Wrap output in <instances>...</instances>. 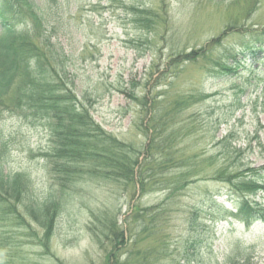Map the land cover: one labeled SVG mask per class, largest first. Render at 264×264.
Listing matches in <instances>:
<instances>
[{
	"label": "rangeland",
	"instance_id": "rangeland-1",
	"mask_svg": "<svg viewBox=\"0 0 264 264\" xmlns=\"http://www.w3.org/2000/svg\"><path fill=\"white\" fill-rule=\"evenodd\" d=\"M162 1L60 0L53 8L60 11L55 15L59 21L45 23L42 34H50L65 48L79 99L118 139L141 150L149 144L147 126L156 129L162 117L169 122L164 125L172 127L164 128L159 141L165 144L166 158L180 162L179 171L190 172L184 175L186 187L171 199L167 191L140 197L137 189L133 199V186L123 190L93 181L77 183L57 220L52 240L56 260L44 257L31 237L18 236L27 264H106L104 250L88 230L91 212L106 206L121 210L123 222L133 204L150 207L166 202L171 207L169 237L164 240L160 233L133 228L128 239L123 226L128 243L120 264H243L246 260L264 264V223L247 227L235 216L213 222L207 199L211 193L225 192L222 183L210 178L223 163L264 164V61L249 62L247 70L233 77L215 78L199 63H188L179 75L168 72L161 78L165 61L159 58L203 47L230 23L263 27L264 0H164L169 4L167 14L160 11ZM35 2L39 5L41 0ZM131 6L157 10L161 14L157 25L141 27ZM4 26L0 20V35ZM234 42L235 37H230L223 47ZM148 94L149 109L142 116ZM188 94L205 98L188 108L172 109L180 96ZM0 134L6 145V171L29 175L40 196L51 191L53 181L41 156L51 145L47 127L6 111L0 114ZM250 198L264 205V195ZM218 201L236 213L226 197ZM194 209H200L198 227L190 232L188 218Z\"/></svg>",
	"mask_w": 264,
	"mask_h": 264
},
{
	"label": "trees",
	"instance_id": "trees-1",
	"mask_svg": "<svg viewBox=\"0 0 264 264\" xmlns=\"http://www.w3.org/2000/svg\"><path fill=\"white\" fill-rule=\"evenodd\" d=\"M59 3L60 0H41L39 5L35 0H0V20L5 25L0 35V114L15 113L47 127L51 145L41 156L53 181L51 191L40 196L29 175L7 172L3 158L6 145L0 134V264H27L19 237H31L44 257L56 260L52 240L57 220L68 201V192L77 183L93 181L123 190L133 186V199L138 191L140 197L167 191V198L171 199L169 196L178 195L188 183L184 175L190 172L179 171L181 163L166 158L165 144L159 141L164 128L172 127L164 125L169 123L164 117L158 120L156 129L151 131L152 127L147 126L144 133L149 144L140 150L108 132L95 120L91 106L79 99L69 71V55L50 34H42L45 23L59 21L55 15L60 11L53 10ZM168 7L163 0L160 11L167 14ZM130 8L141 27H153L161 17L153 8ZM230 37H235L236 43L224 48ZM159 58L165 61L160 66L164 67L161 78L168 72L179 75L188 63H199L205 73L215 78L237 76L248 69L249 62L264 61V26L230 23L203 47L162 54ZM149 94L143 98L142 116L149 109ZM203 98L204 95H182L172 109L188 108ZM141 119L140 125L145 129L144 118ZM210 178L225 189L207 195L213 222L235 216L247 227L264 223V205L250 198L264 195V164L223 163L212 170ZM220 197L234 203L236 213L225 209L218 201ZM199 210H192L191 219L188 218L190 232L198 227ZM130 212L123 222L119 218L121 210L112 211L106 206L91 212L88 230L104 250L106 264H120L133 228L160 233L164 240L169 237L171 207L167 202L150 207L133 204ZM30 230L33 233L28 235ZM243 264L253 263L246 260Z\"/></svg>",
	"mask_w": 264,
	"mask_h": 264
}]
</instances>
